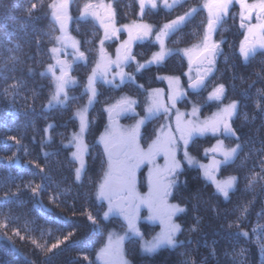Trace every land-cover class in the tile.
I'll use <instances>...</instances> for the list:
<instances>
[{
  "label": "trees",
  "instance_id": "16d2710c",
  "mask_svg": "<svg viewBox=\"0 0 264 264\" xmlns=\"http://www.w3.org/2000/svg\"><path fill=\"white\" fill-rule=\"evenodd\" d=\"M51 1L0 0V39H6L5 33L13 27L24 25L25 30L17 31L11 41L21 44L22 58L25 54L35 57L27 61L32 73L14 74L25 81V89L15 96L5 94L7 84L0 82V195L7 188L16 192L15 186L20 185L18 199L0 206V220L16 218L13 227L24 237L0 230V264H102L96 260L98 250L110 227L119 226L113 216L104 218L105 204L96 196L97 183L106 169L101 147L94 142L96 134L86 135V142L95 147L86 156L81 180L74 185L76 164L71 162L66 142L77 122L69 106H46L49 80L40 73L48 62V46L56 29L49 16ZM32 3L37 8L27 16L24 10ZM200 26H189L190 40L201 35ZM227 32L230 36L216 61L212 80L225 86V101L238 102L231 126L239 139L221 138L229 145H242L243 150L233 162L219 168L221 176H236L238 182L225 199L196 170H187L188 176L173 191V199L184 209L176 214L181 226L178 242L153 254H142L128 242L124 249L130 264H264V228L258 227L264 225V179L250 184L252 175H264L260 163L264 160V99L260 96L264 92V51L241 59L236 51L237 29L230 27ZM37 41H42L40 49ZM206 89L195 94L196 98H204ZM203 102H198L202 111L209 110L210 105ZM49 124L55 126L49 132L51 140L44 133ZM10 136L17 137L21 145L8 140ZM210 144L209 136L200 139L201 150ZM36 164L44 168V174ZM29 182L46 188L33 198L24 187ZM50 195H56L58 202H52ZM89 212L96 224L87 218ZM70 232L73 235L52 252L32 243L35 239L47 248ZM245 232L248 235H243Z\"/></svg>",
  "mask_w": 264,
  "mask_h": 264
},
{
  "label": "snow or ice",
  "instance_id": "6c2138e0",
  "mask_svg": "<svg viewBox=\"0 0 264 264\" xmlns=\"http://www.w3.org/2000/svg\"><path fill=\"white\" fill-rule=\"evenodd\" d=\"M184 2H187V0H184ZM177 3H180V0H172V3H169V0H159V2L158 0H138L139 15L143 18L146 9L156 10L161 4L163 8L172 10ZM233 5H239V27L246 30L244 39L239 46V52L247 60L256 53L258 48L264 49V0H253L251 3H249V0H205L202 6L191 7L188 11L164 23L158 29H154L151 24L135 21L130 25H124L122 29L117 28L115 26L117 9L112 3H85L81 11V17H93L99 22L100 28L103 29V38L99 41L100 58L92 68L91 74L84 85V94L88 97V106H91L98 96L96 87L98 79L107 84H113L117 77H119L121 83L126 78L133 79L130 74L124 72V67L136 59L132 52V45L135 41L146 40L154 35L155 42L159 45V51L154 52L151 58L146 61V64H160L173 52V50L166 48V39L171 34L187 27L200 14L202 9L207 12L206 24L203 25L202 41L181 51L188 60L189 71L185 74L188 77V88L194 91L206 89L214 76L216 57L220 53V45L223 43V41L214 40V34L226 22V18L231 15L230 10ZM48 7L52 9L51 15L54 21L59 24L61 34L54 37L56 46L48 49L54 63L49 64L46 71L40 73V75L47 76L50 74L54 84V92L50 96L48 107L52 108L57 105L66 107L69 100L73 99L69 96L68 90L77 84L75 77L71 75L73 63L77 61L86 62L87 57L85 52L81 51L80 42L69 35L67 31V24L71 19L68 11L69 0H53ZM36 8L37 5L32 3L24 11L27 16H31ZM253 20L255 23H253ZM24 30V25H21L19 29L13 27L11 31L5 33L6 39H0V82L7 84L4 93H11L13 96L21 89L26 88L25 81L15 78L14 74L18 71L23 73L25 70L29 74L32 73L33 70L27 67V61L35 59L34 56L26 54L22 58L20 54L22 52L21 44H13L11 41V37L17 31ZM122 30L127 32L128 39L120 44L116 49L115 59H112L104 49L105 41L117 38L118 33ZM26 43L28 42L26 41ZM41 47L42 41H37L36 48L40 49ZM69 49H71V52L68 51ZM69 55L72 56V61L67 59ZM61 56L64 58L62 59ZM194 65L195 75L192 74ZM144 67L145 64L137 62V71ZM113 69L116 71L109 79ZM10 79L12 83L8 84L7 82ZM159 79L167 80V102L165 101L164 89L152 90L149 93V102L146 108L147 115L137 120L132 128L126 129L119 126V118L125 113L134 112L137 101L129 97H121L105 109L108 113L109 127L100 135L98 141L99 144L103 145V154L107 157V170L104 172L103 180L99 184L97 192L99 200L107 201L108 211L104 213V218L107 219L109 215L114 213L118 214L123 217L127 224V233L141 236L137 221L140 208L146 206L151 214L150 218L159 219L163 225L160 234L152 242L145 245V250L149 252L155 251L164 244L174 246L176 244V234L181 231L180 225L174 223L172 218L177 212H183L184 209L178 205L168 203V196L175 183V177L181 168L180 161L176 158L179 145L183 144L185 159L189 164H193L195 159L189 156L187 146L194 135L202 136L210 132L214 136L219 134L239 139L231 126V118L238 109L237 101H232L222 107L218 106V110L210 117L201 120V109L195 104H193L190 112H181L177 109V102L186 99L188 95L187 91L181 87L179 77L168 76L159 77ZM260 96L264 99V92L260 93ZM224 98L225 86L219 84L209 92L207 100L222 102ZM173 110H175L174 113ZM158 113H162L168 120H171L174 115L175 127L173 128L171 123L161 125L156 138L148 144L147 148H144L140 144L141 126L146 119ZM76 117L79 120V130L72 134L68 145L75 148L74 151H71V162L78 164L74 170V185L81 180L82 174L86 170L85 157L91 155V149L95 147L85 143L84 139L90 128L88 107L78 110ZM54 127V125L49 124L44 129L48 140L52 139L49 132L54 130ZM8 140L15 141L18 146L21 145V141L15 136L8 137ZM242 150L240 144H237L236 147L226 148L222 139H217L213 146L205 149V155L212 154L211 163L200 165V167L204 170V175L215 185L217 192L222 194L225 199L229 198L230 190L237 184L238 178L231 176L224 180H218L215 173L219 170L221 164L233 162L238 158L239 152ZM217 154L222 157V160L215 158ZM44 155L49 154L45 153ZM160 155L164 157L163 165L157 163V157ZM30 163L32 162L30 161ZM260 163L264 165V160H261ZM144 164L149 166L147 175L148 193L141 195L136 188L137 171ZM35 166L40 173L44 174L45 170L42 166L39 164ZM261 173H264V168L261 169ZM46 178V174L41 176L42 181ZM258 178L264 179V175L259 173L252 175L250 184L256 183ZM15 187L16 192H13L11 188L2 191L0 206L18 199L17 194L20 192V185ZM24 187L30 190L33 198H36L45 190L46 185L38 183L33 186L29 182ZM49 199L54 203L58 202L56 195H50ZM87 218L93 224H96V219L90 212ZM15 219L7 216L5 220H0V230H4L5 233L12 231L14 235L20 236L19 229L13 227ZM231 226L229 225V227ZM258 227L264 228V225H258ZM72 235L73 233L70 232L68 236H64L62 240L58 239L47 248L38 244L35 239L32 240V243L46 252H52L53 249L67 241ZM243 235L248 234L245 232ZM20 238L24 239L23 236H20ZM124 239L125 236H118L114 239L112 235H109L108 243L97 254L96 260L101 261L102 264H127L122 249ZM261 246L264 247V244ZM84 259L88 260V257L85 256ZM89 264H95V261H90Z\"/></svg>",
  "mask_w": 264,
  "mask_h": 264
},
{
  "label": "flooded vegetation",
  "instance_id": "af4514ba",
  "mask_svg": "<svg viewBox=\"0 0 264 264\" xmlns=\"http://www.w3.org/2000/svg\"><path fill=\"white\" fill-rule=\"evenodd\" d=\"M101 2H103L104 4L112 3L113 6L116 7L117 15L115 19V26L117 28L122 29L124 25H130L135 21L137 23L151 24L153 25L154 29H158L159 27H162L164 23L175 19L178 15H182L191 7L202 6L205 0H187V2H184V0H180V3H177L172 10L163 8L161 4L160 7L156 10L146 9L143 18H141L139 15L138 0H69L68 11L71 19L67 24V31L69 35L80 42L81 51L85 52L87 61H77L73 63L71 75L75 77L77 84L70 87L68 90L69 96L73 99L69 100L66 107H70L69 112L75 118L76 122L78 121V118L76 117L77 111L86 106L88 107L90 128L89 131L85 134V137L87 134L89 135V133L96 134L95 136L97 137L103 130L106 129V127H109L108 113L105 109L110 104L115 103L121 97H129L137 101V104L134 106V112L125 113L119 118V126L126 129L132 128L136 124L137 120L144 118L147 115L146 108L148 107L149 93H151L152 90L164 89L165 101L167 102V80H161L159 79V77L174 76L180 78L181 87L187 91L188 95L186 99H181L177 102V109H179L181 112H186L187 109H191L193 104L196 105L195 94H197V92L192 91L188 88V77L187 75H185L189 71L188 60L185 58L181 50L191 47V44L193 45L197 41L199 43V40L202 39L203 25L206 24L207 18V12L203 9L201 10L200 14H198L195 19L187 25V27H184L181 30L171 34L166 39V48L173 50V52L172 55L167 56L165 60L160 64H146V61L151 58L152 54L159 51V45L155 42L154 35L146 40L135 41L132 45V52L135 55L136 59L135 61H131L124 67V72L130 74L133 79L129 80L126 78L124 82L121 83L119 77H117L116 81L113 84H107L104 83L103 80L98 79L96 84L98 96L96 98V101L91 106H88V97L84 94V85L87 82L88 76L91 74L92 68L100 58L99 41L103 38V29L100 28L99 22L96 21L93 17L88 16L82 18L81 11L85 3L99 4ZM251 2H253V0H249V3ZM169 3H172V0H169ZM51 12L52 9L50 8L49 16L51 18L52 24L56 27L54 34L55 37L59 36L61 33L59 24L54 21ZM230 12L231 15L226 18V22L223 23L220 26L218 32L214 34V40L218 42L223 41V43H221L220 45V53L217 55L216 61L219 59L223 52V47L226 39L228 38V36H230V33L227 32V29L230 27H235V29H237L238 43L236 51L240 55L241 59H245L239 52L240 43L241 41H243L244 35L246 33L245 29L239 27V5H233ZM198 23L201 24V35H199L197 39L190 40L189 26L193 24L196 25ZM253 23H255L254 20ZM127 39V32L122 30L118 33L117 38L105 41L104 49L108 56L112 59H115L116 49L120 46L121 43H123V41ZM53 46H56L55 40H53L48 48L50 49ZM68 51L71 52V49H69ZM261 51H264V49L258 48L256 50V53ZM61 58L63 59L64 57L61 56ZM67 59L69 61H72V56L69 55ZM137 62L145 64V67L137 71ZM53 63L54 60L51 58V55L49 53L48 62L45 63L41 68L42 73L46 71L45 69L49 64ZM115 71L116 70L113 69V73L109 75V79H111V75L114 74ZM47 80H49L48 90L50 91L46 101V106L48 107V101L50 99V95L53 92L52 90L54 84L52 82L50 74L47 75ZM211 84L213 85V87L214 85H219V83L213 81L212 78L210 83L208 84V87L211 86ZM207 90L209 89H206V91ZM199 92H201V90ZM204 95H206V92ZM174 111L175 110H173V113ZM168 122L169 120L162 113H158L155 116L146 119L145 123L141 126L140 129L141 146L147 148L148 144H150L156 138L161 125L167 124ZM171 125L174 128L173 123H171ZM73 132H76V129L69 133V137L73 134ZM100 147L103 152V148L101 145ZM183 148L184 146L181 143L176 152V158L180 161L181 168L175 177V183L170 191V195L168 196V198H170V201L174 204L177 203L173 199V191L175 188H177L178 185H181L183 179L188 176L187 170H196L200 178L203 180L202 168L200 167V165H202V160L199 135L193 136L189 142V145L187 146L189 155L195 159V162L193 164H189L187 159L184 158L185 150H183ZM157 163L159 165L164 164L163 155L157 157ZM148 167L149 166L147 164H144L138 170L137 176L141 181H146L145 179H147ZM144 187H147V184H143V189ZM180 208L182 207L180 206Z\"/></svg>",
  "mask_w": 264,
  "mask_h": 264
},
{
  "label": "rangeland",
  "instance_id": "374dc122",
  "mask_svg": "<svg viewBox=\"0 0 264 264\" xmlns=\"http://www.w3.org/2000/svg\"><path fill=\"white\" fill-rule=\"evenodd\" d=\"M53 2V0L50 2V4ZM201 41H202V39L201 40H199V43H201ZM198 43V41L195 43V44H191V47L192 46H194V45H197V44H199ZM186 59H187V57H185ZM47 69V68H46ZM45 69V70H46ZM193 74L195 75V66H193ZM215 86H217V85H214V87ZM213 87V85L211 84V86H209V87H207V89H209V90H207L206 91V95L204 96V98H196V105L197 106H199L200 107V109H201V112H200V119L201 120H203L204 118H206V117H210L215 111H217L218 110V106L219 107H222V106H224V105H226V104H228V103H231V102H228V101H225L224 99H223V101L222 102H215V101H208L207 100V97H208V94H209V92L214 88ZM53 92H54V87H53V90H52ZM52 92V93H53ZM198 93V92H197ZM51 96V95H50ZM204 100V104H208L207 106H209L210 107V109L209 110H204V111H202V105H200L198 102H200L201 100ZM192 108V107H191ZM191 111V109H187L186 110V112H190ZM209 111V112H208ZM182 112H185V111H182ZM233 118V117H232ZM231 118V119H232ZM78 122V126H77V128H76V132L79 130V120L77 121ZM168 123H173V126L175 127V123H174V115H173V117H172V119L171 120H169V122ZM167 123V124H168ZM106 129H107V127H106ZM106 129L105 130H103L97 137H95V139H94V142H96V143H98V141H99V137H100V135L101 134H103L105 131H106ZM160 130V129H159ZM74 133V132H73ZM72 136V135H71ZM71 136L69 137V139L71 138ZM195 136V135H194ZM204 136H209V138H211V144L209 145V146H206V147H204L203 148V150H201V160H202V165H209L210 163H211V159H212V154H208V155H205V149H207V148H210L211 146H213L215 143H216V141H217V139H222L223 141H224V145H225V147L226 148H231V147H236V144H228L226 141H225V139H223V138H229V137H223V138H221V135H213L212 133H206V134H204V135H199V138L200 139H202ZM69 139L67 140V142H66V144H67V146L69 145ZM84 139H85V143H87L86 142V137H84ZM87 144H89V143H87ZM99 144V143H98ZM99 145H101L102 146V148H103V145L102 144H99ZM69 148H70V155H71V151H74L75 150V148L74 147H72V146H68ZM183 150H185V148H183ZM190 156V155H189ZM104 158H105V156H104ZM184 158H185V156H184ZM217 160H222V157L220 156V155H216V157H215ZM85 160H86V157H85ZM106 161H107V157H106ZM105 161V166H106V169L104 170V172L107 170V162ZM222 165H226V164H221L220 165V167L222 166ZM78 166V164H76V167ZM104 172H103V174H102V177L100 178V180H99V182L97 183V190H96V196H97V192H98V189H99V184L102 182V180H103V175H104ZM138 172V171H137ZM215 175H216V178L218 179V180H224V179H227V178H229V177H231L232 175H226V176H221L220 175V170H218L216 173H215ZM202 177H203V180L205 181H207V182H209L212 186H213V188H214V190H215V192H217V190H216V188H215V185L204 175V170L202 169ZM146 181H141L140 179H138V176H137V184H136V188H137V191L141 194V195H146L147 193H148V183H147V179H145ZM142 182V183H141ZM143 184L144 185H146L147 184V187H144V189H143ZM142 190V191H141ZM220 194V193H219ZM222 197H223V195L222 194H220ZM102 201V200H101ZM103 203L105 204V208H106V210H105V212L106 211H108V205H107V201H103ZM168 203H171L172 205H178L179 207H180V205L179 204H174V203H172L171 201H170V198H168ZM104 212V213H105ZM179 212H177L176 214H178ZM150 213H149V210H148V208L146 207V206H142L141 208H140V213H139V219H138V221H137V227H138V229H139V231H140V233H141V236H134V235H132L131 233H127V224H126V222L124 221V219H123V217L122 216H120V215H118V214H111V215H109V216H113V218H115V220H116V222H118L119 223V226L118 227H115V226H111L110 227V230L107 232V234L105 235V237H104V242H103V244L100 246V248H99V250H98V253L100 252V250L108 243V237H109V235H112L113 236V238L115 239L116 237H118V236H125V239H124V241H123V244H122V249H123V257H124V259L127 261V264H130V260H128V258H127V255H126V250L124 249L125 248V245H127V243L128 242H130L131 244L133 243V244H135L136 246H137V248L140 250V253H144V254H153L154 252H156V251H158L159 249H161V248H163L164 246H167V247H172V246H170V245H167V244H164V245H161L160 247H158L155 251H152V252H149V251H146L145 250V245L146 244H148V243H150V242H152L153 240H154V238L156 237V236H158L159 234H160V232L163 230V225L161 224V222H160V220L159 219H154V218H150ZM109 218V217H108ZM107 218V219H108ZM172 220H173V222L174 223H176V224H178L179 225V223L177 222V220H176V215H174L173 216V218H172ZM180 228H181V226H180ZM126 233H127V235H126ZM178 234H179V232L176 234V243L178 242V240H177V236H178ZM97 253V254H98ZM97 256V255H96ZM100 262V261H99Z\"/></svg>",
  "mask_w": 264,
  "mask_h": 264
},
{
  "label": "water",
  "instance_id": "95a60500",
  "mask_svg": "<svg viewBox=\"0 0 264 264\" xmlns=\"http://www.w3.org/2000/svg\"><path fill=\"white\" fill-rule=\"evenodd\" d=\"M195 66V65H194ZM192 90V89H191ZM192 91H194V90H192ZM200 90H197V91H195V92H199ZM233 128V127H232ZM224 137V136H223ZM231 138H235V137H231Z\"/></svg>",
  "mask_w": 264,
  "mask_h": 264
}]
</instances>
